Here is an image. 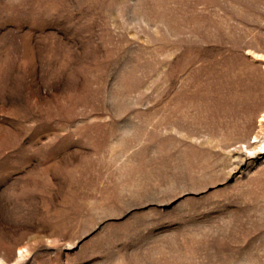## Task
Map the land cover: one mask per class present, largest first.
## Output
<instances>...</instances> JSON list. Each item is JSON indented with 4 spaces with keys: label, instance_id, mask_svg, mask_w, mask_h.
Returning a JSON list of instances; mask_svg holds the SVG:
<instances>
[{
    "label": "rangeland",
    "instance_id": "1",
    "mask_svg": "<svg viewBox=\"0 0 264 264\" xmlns=\"http://www.w3.org/2000/svg\"><path fill=\"white\" fill-rule=\"evenodd\" d=\"M263 112L264 0H0V259L264 264Z\"/></svg>",
    "mask_w": 264,
    "mask_h": 264
},
{
    "label": "bare ground",
    "instance_id": "2",
    "mask_svg": "<svg viewBox=\"0 0 264 264\" xmlns=\"http://www.w3.org/2000/svg\"><path fill=\"white\" fill-rule=\"evenodd\" d=\"M258 123H259L258 125L259 129L256 135L254 136L255 139L258 137V134H261L264 131V112L260 115ZM23 248L24 247L19 248L18 256H16L17 259H22L26 256L27 250L25 248H24L25 250H23ZM0 264H8V262L6 263L3 259H0Z\"/></svg>",
    "mask_w": 264,
    "mask_h": 264
}]
</instances>
